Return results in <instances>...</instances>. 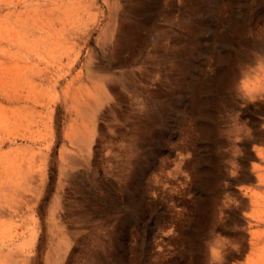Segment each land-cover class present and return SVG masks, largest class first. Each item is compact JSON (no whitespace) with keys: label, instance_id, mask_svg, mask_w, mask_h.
Instances as JSON below:
<instances>
[{"label":"rangeland","instance_id":"1","mask_svg":"<svg viewBox=\"0 0 264 264\" xmlns=\"http://www.w3.org/2000/svg\"><path fill=\"white\" fill-rule=\"evenodd\" d=\"M31 27L39 49L90 28L71 74L93 99L61 97L68 75L13 100L41 65L1 44L0 264H264V0H37Z\"/></svg>","mask_w":264,"mask_h":264},{"label":"bare ground","instance_id":"2","mask_svg":"<svg viewBox=\"0 0 264 264\" xmlns=\"http://www.w3.org/2000/svg\"><path fill=\"white\" fill-rule=\"evenodd\" d=\"M34 1H37V0H0V11L4 10V8L8 10H13L12 13H8V15L5 14V17L8 20L7 22L8 24L5 25L4 28H0V71L2 69V66L8 67V65L15 62V60L10 56V54H7L8 52L4 54V49H7V44H8L7 43L3 48H1V44L5 43L4 40L6 42L15 41L13 45H11L13 48L12 50H15L14 52L11 51L12 54L18 55V53H22L20 56L22 57L24 62H26V58H25L26 54H31L37 60H39L38 65H41V67L38 69V72L34 70L37 73L36 74L34 73L35 75L33 74L32 75L33 77L31 76L30 78L29 86L31 88L34 87L33 91L36 92L35 100L31 98L33 95L30 97L28 96L25 99L22 98L20 95H17L15 98L12 97V99L15 101L22 100L23 102H27L31 104L32 106L45 103L46 102L45 100L49 99V92L46 91L47 89L45 87L44 89L43 86L49 87V85H45L43 81L49 80V83L52 84V87L54 89L56 86H59V83H60L59 81L61 80V78L69 75L68 80H65V82H63L64 86L61 87L60 89L61 97L63 98H65L66 96L69 97L73 104L77 101V104L80 105V102H82L83 100H85L86 102L88 101L91 102L93 99V95H92L93 87L92 88L84 87V95H81L80 99L77 98V96H80L81 89L83 88L82 86L78 88L74 86V84L78 81L77 79H78L80 72L74 73L72 75L71 71H73L72 69H74L73 67L75 66L77 62L80 50H78V52H75L74 54H71V51L73 52L74 47H76V45H74L75 41L80 42V44L84 42V37L86 34L89 33L90 31L89 27H91L92 24L85 29L86 34H83L82 37H78V38L72 37L70 33H67V31L62 34L60 33L57 37H55L54 35L50 33L48 34V32L45 30L44 32L46 34V38L44 42L46 45L44 46L43 49H39V47H41V45L39 44V41H34V38L30 39L31 34L33 33V30H32L33 26L31 27V7L34 5ZM84 9L87 10V5ZM125 9L127 11H132L131 7L129 8L126 7ZM125 9H122V4L120 5L119 3H117V5H115V7L111 11H109V14L107 16V22L103 26L104 28L101 34L99 35V38L97 39L98 43H100L102 46L114 40L118 34L123 35V29L125 28V26H124L122 17L125 18L124 16ZM78 15L80 16L79 13ZM78 15L75 14V17L73 18V20L76 19V21H74L75 24L76 22H78V18H80ZM65 22H67V20H65ZM41 29H45V26L41 27ZM17 42H20V43L26 42V44L20 45ZM37 48H38V51H37ZM11 66L12 68L14 67L13 64ZM83 66H84L85 71L87 72L88 78L93 81L92 84L94 85L97 82L96 79H98L99 81L97 83L99 85L101 84V86H103V88L105 89L104 87L105 85L102 82V78L105 79V77L102 74L103 67L98 61V57L95 51H88V53L86 54ZM52 87L50 88L52 89ZM96 103L98 105V102ZM98 106H101V104H99ZM80 114L86 118L87 117L91 118L90 114L84 109H80ZM77 142H86V141L82 138V139H78ZM9 185L10 184H8V186L5 187L7 188V190H8ZM262 196L261 198L258 196L259 202L256 201L257 202L256 209H254L253 211L255 213L257 212V214H260V215L262 214L264 215V198Z\"/></svg>","mask_w":264,"mask_h":264},{"label":"crops","instance_id":"3","mask_svg":"<svg viewBox=\"0 0 264 264\" xmlns=\"http://www.w3.org/2000/svg\"><path fill=\"white\" fill-rule=\"evenodd\" d=\"M252 228V227H251Z\"/></svg>","mask_w":264,"mask_h":264}]
</instances>
